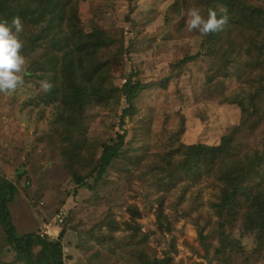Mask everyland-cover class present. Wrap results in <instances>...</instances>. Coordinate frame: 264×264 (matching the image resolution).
<instances>
[{
  "label": "trees",
  "instance_id": "obj_1",
  "mask_svg": "<svg viewBox=\"0 0 264 264\" xmlns=\"http://www.w3.org/2000/svg\"><path fill=\"white\" fill-rule=\"evenodd\" d=\"M81 1L0 0V21L11 22L13 17L19 16L23 22L22 54L28 61L24 74L26 86L8 96L15 100L20 92H24L26 98L21 100L22 106L28 109L30 116L38 115V121L47 125L40 130L36 141L30 143L31 150L27 145L19 146L17 156L5 149L0 157V228L16 255L13 262L4 260L0 245V264H43L42 259L46 255L50 256L53 264H67L62 240L68 230L69 219H64L57 239L41 236L38 232L20 233L11 211V204L20 193L7 177V165L18 161L21 153H25L26 158L32 157L33 153L38 154V161L58 159V155L62 158L63 154L66 164L74 170L72 177L77 184L75 194L82 188L93 189L90 179L94 178L95 184L105 180L122 153L128 132L124 130L116 139L112 137L110 142H101L99 146L102 151L98 149L100 154L94 151L85 156L94 144L86 133L87 108L100 106L116 111L122 105L123 98L125 105L119 117V125L123 127L127 119H134L137 115L136 100L155 85L168 81L143 82L138 77L136 67H133L130 72L124 73L122 87L106 89L100 73L106 67L111 68L110 56L123 52L129 56L137 44L155 40L156 35L147 38L137 29L138 23L132 18L137 9L133 2L137 0H127L130 4L127 19L134 30L132 37L126 36L124 27L105 28L100 23L103 11L96 8L95 2L93 18L85 21ZM193 6L199 7L205 18L209 9L217 10L219 17L222 15L219 6H225L228 23L223 31L218 32L219 40L207 50L205 42L211 34L201 35V51L192 53L187 49L181 57H175L170 67L173 71H183L191 62L197 61L203 52L204 55L208 53L210 69L206 73L207 82L213 83L218 76L226 77L228 66L240 68L249 87L248 101L241 103L240 120L227 126L219 143L180 145L173 153L164 147L156 152L158 155L154 156L153 169H157L151 171L157 177L156 185L163 194L157 199L155 231L141 234L137 218L143 216V211L136 205L130 207L133 209L131 220L125 221L124 227L115 222V227L131 233L125 237L133 243L142 244L148 240L150 232L162 236L165 233L174 234L180 218L198 211L202 218L206 217L197 218L199 221L206 220L201 225L194 219L199 231L203 233L210 226L208 232L201 236L202 245L207 251L214 248V257L221 264H264V0H179L169 16L172 19L176 13ZM45 79L53 84L52 90L47 93L40 90L38 83ZM4 95L0 93V106ZM151 115L147 116V127L155 134L156 144H161L163 136H158L160 132L152 128ZM79 132L88 137L84 148L74 144V137ZM69 145L73 146L70 150L66 149ZM21 166L16 169L20 177L22 175L18 171ZM176 176L180 179L177 182ZM175 186L179 187L177 192L172 191ZM207 188L211 191L210 196L207 201L200 202ZM166 192L176 195L172 203L174 211H166ZM189 193L193 194L191 198H195L193 203L198 202V205L184 211L180 206ZM201 206H206L207 210L200 211ZM238 223L241 224L242 236H253L252 250H247L242 239L234 238L231 234L230 230ZM107 249L112 254L116 253V247ZM177 253V243L173 238L163 257L142 251L133 264H180L175 260Z\"/></svg>",
  "mask_w": 264,
  "mask_h": 264
},
{
  "label": "rangeland",
  "instance_id": "obj_2",
  "mask_svg": "<svg viewBox=\"0 0 264 264\" xmlns=\"http://www.w3.org/2000/svg\"><path fill=\"white\" fill-rule=\"evenodd\" d=\"M178 1H134L137 9L132 18L138 23L137 29L147 38L156 35V39L147 42L146 39L143 40L145 42L137 44L129 56L126 52L111 55V68L106 67L100 73L104 77L106 89L110 90L116 86L122 87L125 82L124 73L130 72L133 67H136L138 77L143 82L160 83L163 79H168L165 84L155 85L136 100L137 115L134 119H127L123 127L119 125V117L125 105L123 98L122 105L116 108L118 116L113 111L115 109L100 106L87 108L86 133L94 144L85 156L94 151L100 154L98 149L102 151L99 146L101 142H110L112 137L116 139L124 130L128 132L122 153L104 181L95 184L94 178H91L94 188H82L75 194L77 184L72 177L74 170L66 164L63 154L62 158L58 155V159L38 161V154L33 153L32 157L26 158L27 155L21 153L18 161L11 166L7 165V177L20 193L11 204L14 223L20 233H42L49 230L53 234H46V237L57 239L65 220L69 219L68 230L62 240L67 264H133L142 251L163 257L173 238L178 249L175 260L180 264H221L214 257V248L207 251L202 245L201 236L208 232L210 226L203 233L199 231L194 219L206 217L202 218L198 211L180 218L175 225L177 231L174 234L165 233L162 236L160 233L154 235L150 232L148 240L142 244L133 243L125 237L131 233L115 227V222L124 227V222L131 220L133 209L130 207L136 205L143 211V216L137 218L141 234L155 231L156 206L159 205L157 199L163 194L162 189L156 185L157 177L151 171L154 168V156L158 155L156 152L162 151L164 147L173 153L180 145L219 143L227 126L240 120L241 103L248 101L249 87L244 82L240 68L228 66L226 77L218 76L213 83L207 82L206 73L210 69V60L208 53L204 55L203 50L201 57L191 62L185 70H172L170 65L176 56L181 57L187 49L192 53L199 52L203 46L201 34L187 29L188 10H181L172 19L169 16ZM94 2L96 8L103 11L100 23L105 28L124 27L126 36H133V26L127 19L130 13L127 0H82L80 7L85 21L93 18ZM218 40V32L211 34L205 42V50ZM25 98L24 92H20L15 100L8 95L1 99L0 157L5 149L17 156L20 151L17 147L27 145L30 149V143L36 141L40 130L47 127L46 122L38 121V115L30 116L28 109L22 106L21 100ZM149 114H152L149 116L152 128L160 132L158 136H163L161 144H156L155 134L147 127L146 119ZM87 141L88 137L81 132L74 137V144L82 148L87 146ZM66 147L70 150L73 146ZM144 154L146 155L143 156ZM25 160L27 161L23 163ZM20 166L21 172H18L21 177L16 171ZM179 180V176H176L175 181ZM178 188L175 186L172 191L177 192ZM210 192L207 188L201 195L200 202L207 201ZM167 195L166 211H174L172 203L176 200V195L172 192ZM192 196L189 193L186 201L181 203L180 207L184 211L198 205V202L193 203L195 198H191ZM62 210H67L68 215L64 221L55 222V217ZM206 210V206L200 207V211ZM198 219L199 225L206 222ZM240 229L241 224L238 223L230 230L231 234L234 238H241L247 250H252L253 236H242ZM0 245L4 260H16L1 228ZM109 247H116V253H110L107 249ZM36 251L39 252V249ZM42 261L43 264H53L49 255L43 257Z\"/></svg>",
  "mask_w": 264,
  "mask_h": 264
},
{
  "label": "clouds",
  "instance_id": "obj_3",
  "mask_svg": "<svg viewBox=\"0 0 264 264\" xmlns=\"http://www.w3.org/2000/svg\"><path fill=\"white\" fill-rule=\"evenodd\" d=\"M219 11L222 15L218 17L217 10L209 9L205 18L199 7H191L187 12L188 31H197L202 36L223 31L229 18L225 6H219ZM23 31L24 25L19 16L13 17L11 22L0 21V93L5 95H11L26 86L24 74L28 61L22 54ZM38 83L44 93L53 88V84L46 79Z\"/></svg>",
  "mask_w": 264,
  "mask_h": 264
},
{
  "label": "built area",
  "instance_id": "obj_4",
  "mask_svg": "<svg viewBox=\"0 0 264 264\" xmlns=\"http://www.w3.org/2000/svg\"><path fill=\"white\" fill-rule=\"evenodd\" d=\"M68 215V211L67 210H62L56 217H55V222H62L64 221V219L66 218V216ZM47 235H52L53 233H51L49 230H45L42 233H40L41 236H46Z\"/></svg>",
  "mask_w": 264,
  "mask_h": 264
},
{
  "label": "water",
  "instance_id": "obj_5",
  "mask_svg": "<svg viewBox=\"0 0 264 264\" xmlns=\"http://www.w3.org/2000/svg\"><path fill=\"white\" fill-rule=\"evenodd\" d=\"M20 172H21V170H20Z\"/></svg>",
  "mask_w": 264,
  "mask_h": 264
}]
</instances>
